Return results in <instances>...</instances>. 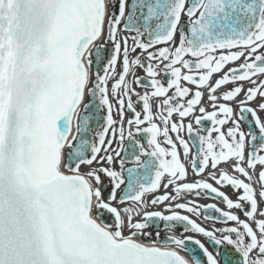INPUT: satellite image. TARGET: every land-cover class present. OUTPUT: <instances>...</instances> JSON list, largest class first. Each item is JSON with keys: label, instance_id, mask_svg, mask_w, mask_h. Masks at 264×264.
Returning a JSON list of instances; mask_svg holds the SVG:
<instances>
[{"label": "snow or ice", "instance_id": "obj_1", "mask_svg": "<svg viewBox=\"0 0 264 264\" xmlns=\"http://www.w3.org/2000/svg\"><path fill=\"white\" fill-rule=\"evenodd\" d=\"M262 49L264 0H0V264H264Z\"/></svg>", "mask_w": 264, "mask_h": 264}, {"label": "flooded vegetation", "instance_id": "obj_2", "mask_svg": "<svg viewBox=\"0 0 264 264\" xmlns=\"http://www.w3.org/2000/svg\"><path fill=\"white\" fill-rule=\"evenodd\" d=\"M131 1H132V0H128L129 5H130ZM181 24H182V25H186V24H187V17L182 16V18H181ZM122 35H128V36H131V35H134V34H132V33H122ZM143 39L146 41V37H145V36H144ZM177 41H178V34H177ZM129 44H131V40H129ZM162 46H163V45H160V46H158V47H162ZM261 51H264V49H262ZM242 62H243V60H241V61H237V62H234V63H230V64L227 65V67L225 68V71L227 70L228 67H237L238 64H239V63H242ZM119 71H120V64H119V62H118V64H117V72H119ZM136 71H137V75H141V76L144 75V72H143L142 69H137ZM216 78H218V77H217L216 75H214V76H213V80H215ZM255 79H257V80H264V75H261V76L255 77ZM188 86L191 87V88H193V90H195V87H194V86H192V85H188ZM248 86H249V85H248L247 83H245V87H248ZM231 87H232V85H227V86H225L222 90H228V89L231 88ZM137 90H139V89H137ZM169 94H171V93H169ZM133 99L135 100V98H133ZM251 106H252V107H255L256 105H255V104H252ZM137 110H139V106H137ZM154 110H155V109H154ZM211 110H212V109L209 108V111H211ZM102 113L104 114V116L106 115V111H105V110H102ZM258 114L260 115L261 119L264 120V112H260V113H258ZM130 115H131L130 113L126 112V113H125V118L127 119ZM114 118H117V119H118V117L115 116V113H114ZM173 119L175 120V119H177V117L174 115V116H173ZM207 126H208V127H211V123L208 122V123H207ZM228 127H231V124H228V125L223 126V129H222V130H224V131L226 132V130H227ZM242 130H244L245 132H247V130H246L244 127H242ZM174 135H175V134H173V136H174ZM215 135H216V134L213 133V136H215ZM161 139H162V138H161ZM113 147H115V143L113 144ZM246 151H247V149H246ZM261 154H264V153H261ZM181 159H183V154L181 155ZM225 166L228 167V165H222V167H225ZM228 168H229V167H228ZM230 169H231V168H230ZM258 171H259V170H258ZM213 183H214V182H213ZM214 186H217V185L214 184ZM255 186H256L257 188L259 187L258 185H255ZM217 187H219V186H217ZM169 190H170V189H169ZM220 190L226 192V194H228L229 197L232 198V199H234V200L236 199V196H237L238 194H240V193H237L236 191H234L231 187H223V188H220ZM160 192H161V194H162L163 189H161ZM241 192H242V190H241ZM200 198H201V196H200V197H195V196H185L184 199H183L181 202H186L187 200L191 199V200H195L196 203L199 204V202H201V201H200ZM213 202H214V204H216L217 206H220L221 209H223V210H225V211L228 210V209L226 208V206H225L223 203L220 202V200H218V199H213ZM233 211H237V210L234 209ZM182 212H183V211H182ZM184 213H186V212H184ZM237 214L240 215V218H241V219H245V217L243 216L242 213L237 212ZM225 226H234V225L232 224V222H229L228 225L219 224V225H217L216 227H217V228H220V227H225ZM253 226H254V225H253ZM174 232H175L177 235H179V234H180V229L177 228V229L174 230ZM163 234H165V232H164ZM184 235L195 236V238L201 240V242L204 243L205 246L208 247L210 251L213 250L212 245L209 244L208 240H207L206 238H204L203 236L196 235V234L191 233V232L184 233ZM154 238H155V237H153V239H154ZM185 252H186V251H185ZM223 252H224V249L222 248V249H221V253L223 254ZM186 253H187V252H186ZM188 255H189V254H188ZM189 257L191 258V261H192V257H191L190 255H189ZM217 258L220 260V264H224L223 255H221L220 257H217Z\"/></svg>", "mask_w": 264, "mask_h": 264}, {"label": "water", "instance_id": "obj_3", "mask_svg": "<svg viewBox=\"0 0 264 264\" xmlns=\"http://www.w3.org/2000/svg\"><path fill=\"white\" fill-rule=\"evenodd\" d=\"M132 2V1H131ZM131 4V3H130ZM137 15H139V12L137 13ZM145 35H147V34H145ZM149 37H148V35H147V37H146V40L148 39ZM104 123V120H103V116L100 114V111L97 113V119L96 120H94V121H92V127L94 128V129H96V130H98L99 128H100V126L102 125ZM247 128L249 127L248 126V123L247 122H242ZM204 127H206L205 125H203ZM207 128V127H206ZM91 137H92V133H88L87 134V138H89V139H91ZM186 139H187V136H186ZM196 151V149H194V152ZM123 155V154H122ZM202 214H203V216L205 215V213H203V211H202ZM207 215H210V216H218L219 215V213H216V212H214V211H209L208 213H207ZM211 221V220H210ZM189 247H195L194 245H191V244H189Z\"/></svg>", "mask_w": 264, "mask_h": 264}]
</instances>
